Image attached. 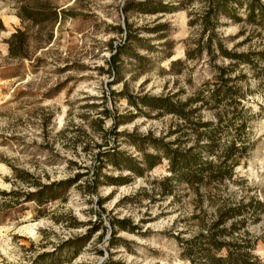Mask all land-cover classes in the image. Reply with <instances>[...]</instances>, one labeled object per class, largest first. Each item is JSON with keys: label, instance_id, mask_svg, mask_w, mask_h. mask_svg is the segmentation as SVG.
Returning a JSON list of instances; mask_svg holds the SVG:
<instances>
[{"label": "rangeland", "instance_id": "1", "mask_svg": "<svg viewBox=\"0 0 264 264\" xmlns=\"http://www.w3.org/2000/svg\"><path fill=\"white\" fill-rule=\"evenodd\" d=\"M45 1L68 11L55 22L54 39L46 46H35L37 26L28 29L32 39L26 51L34 56L40 54L45 60L33 71L32 59L9 56L7 38L16 27L25 28L29 23L28 20L21 22L18 15L22 4L31 6ZM123 4L124 0H0V264H101L108 257L123 264H189L180 255L169 229L176 218V228L183 229L182 235L196 230L195 225L189 226L187 218L194 206L193 194L186 192L181 183L176 198L170 202L171 195L161 197L155 193L151 200L148 188L139 189L141 185L149 187L153 177L168 173L165 159L127 182L100 183L96 195L83 193L77 182L59 189L55 197L50 195L58 192L56 188L47 187L72 177L76 171L92 170L98 145L108 138L113 140L106 132L111 119L100 120L104 107L108 106L112 112L130 108L136 111L126 97L104 98L105 88L118 91L126 87L132 93L158 94L186 86L187 79L196 85L208 75L207 67L195 62L184 66L176 75L167 71L171 56H184L183 40L190 31L187 24L190 8L126 12ZM124 17L133 27L141 29L139 34L153 47L147 50L128 46L144 57L136 59L122 54L123 75L113 80L105 70V59L110 54L106 43L109 39L113 44L123 40L124 33L116 26L124 24ZM159 22L167 25L156 30ZM221 28L228 34L236 30V25ZM169 41H172L171 47L167 44ZM168 50L172 51L169 58L163 56ZM75 60L81 66L78 70L60 69L66 62L74 64ZM66 78L52 96H41ZM249 86L253 92L248 102L257 111L251 120L254 144L236 165L245 181L222 184V194L244 193L245 198L257 194L264 199V108L258 105L264 106V77L259 82L251 77ZM189 90L180 95L185 96ZM210 116L212 113L204 110V117ZM169 119V114L158 118L137 115L119 124L117 129L141 134L152 130L153 136H159ZM122 137L117 135L121 141L119 147L137 153ZM101 171L109 175L128 172L110 164ZM81 180L84 176L78 181ZM36 189L44 190L42 199L29 197ZM96 196L102 200L103 209L97 205ZM206 205L208 198L204 197L201 206ZM122 216L138 222L140 228L132 231L116 227L112 238L109 218ZM74 218L80 222L77 226L71 224ZM99 223L105 228L95 230L76 255H72L69 246L57 248L63 240L82 235ZM249 227L262 236L256 252L264 260V212ZM38 255L42 257L39 259Z\"/></svg>", "mask_w": 264, "mask_h": 264}, {"label": "trees", "instance_id": "2", "mask_svg": "<svg viewBox=\"0 0 264 264\" xmlns=\"http://www.w3.org/2000/svg\"><path fill=\"white\" fill-rule=\"evenodd\" d=\"M176 1L171 3L162 0H124L122 9L126 12L135 9L150 13L190 8L187 10L190 31L183 40V58H171V50L163 56L170 57L167 69L169 73L176 75L184 66L195 62L207 67V77L196 85L191 83V79H187L186 86L158 94L132 93L126 87L118 91L105 88L102 93L104 98L110 95L126 97L127 102L136 111L130 108L125 112H112L108 106L104 107L100 120L111 119L106 132L113 140L108 138L98 145L100 148L96 151V162L91 171L88 168L82 172L76 171L72 177L48 185L47 187L56 188L58 191L50 197L57 196L59 189H65L75 182L83 193L88 196L96 195L100 183L127 182L136 175H143L146 170L165 159L168 173L159 178L153 177L149 181V187L141 185L139 189L148 188L151 191V200H154L155 193L161 197L171 195L170 202L176 198L181 183L187 188L186 192L193 194L194 206L187 218L189 226L195 225L196 230L187 236L182 235L183 229L176 228V218L169 229L180 255L187 259L189 264H264V260L256 252L258 240L262 239V236L249 227V224L256 222L264 212V199L259 198L257 194H251L247 198L244 193L238 196L233 192L226 196L222 194V184H227L228 181H245V178L238 174L236 165L254 144L251 120L257 111L248 102L253 92L249 83L251 77L256 78L258 82L264 77V1ZM195 2L197 4L194 5ZM67 11L64 8L58 9L55 4L49 5L48 1L31 6L22 4L18 15L21 22L28 20L29 23L25 28L16 27L7 38L9 56L32 59V70L36 71L40 62L45 60L40 54L34 56L26 51L32 39L28 29L37 26V35L33 38L35 46H46L54 39L55 22L64 17ZM68 14L73 15V12ZM231 24L236 25V30L224 34L221 27ZM166 25L167 22H159L155 29H162ZM45 27L48 28L45 30ZM116 27L119 32L124 33V38L115 44L112 39L107 41L106 47L110 54L105 59V70L113 80H118L123 75L120 66L122 54L136 59L144 57L133 49L129 50L128 46H141L147 50L153 47L145 43L146 39L139 34L141 29L133 27L127 17H124L122 26ZM167 44L171 47L172 41ZM41 52L44 50L41 49ZM74 62H66L60 69L78 70L81 66L77 60ZM67 78L48 88L41 96H52L60 90ZM110 82L111 80L108 83ZM188 88V94L181 96L180 94ZM258 105L264 108L261 103ZM204 110L210 111L212 116L205 118ZM150 111L155 112L151 114ZM166 114L170 115V119L159 136H153L152 130L141 134L134 130L117 129L119 124L128 122L137 115H152L158 118ZM117 135H122L121 139L132 144L138 152L133 154L121 149V141L117 139ZM106 164L116 169H127L128 172L106 174L101 171ZM83 176L84 180L78 181L83 179ZM42 195L44 190L36 189L29 197L38 200L42 199ZM204 197L208 198V205L202 207L201 201ZM96 200L97 205L102 208L100 197L96 196ZM98 218L101 219L100 216ZM109 223L112 238L116 227L132 231H138L140 228L138 222L126 216L110 217ZM71 224L77 226L80 222L74 218ZM99 227L105 228L102 223L96 224L82 235L63 240L57 248L69 246L72 248V255H76ZM109 242L111 243V240ZM38 257L40 259L42 255ZM46 258H43V261H46ZM101 264L123 263L108 257Z\"/></svg>", "mask_w": 264, "mask_h": 264}, {"label": "water", "instance_id": "3", "mask_svg": "<svg viewBox=\"0 0 264 264\" xmlns=\"http://www.w3.org/2000/svg\"><path fill=\"white\" fill-rule=\"evenodd\" d=\"M171 58H174L173 56H171Z\"/></svg>", "mask_w": 264, "mask_h": 264}]
</instances>
